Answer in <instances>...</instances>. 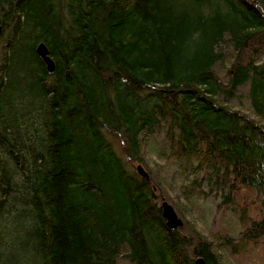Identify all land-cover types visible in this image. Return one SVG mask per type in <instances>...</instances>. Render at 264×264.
I'll return each mask as SVG.
<instances>
[{
    "label": "trees",
    "instance_id": "obj_1",
    "mask_svg": "<svg viewBox=\"0 0 264 264\" xmlns=\"http://www.w3.org/2000/svg\"><path fill=\"white\" fill-rule=\"evenodd\" d=\"M161 128L179 194L209 195L212 167L215 217L235 203L236 222L194 223V241L168 227L162 201H178L133 168ZM224 252L264 264V0H0V264Z\"/></svg>",
    "mask_w": 264,
    "mask_h": 264
},
{
    "label": "rangeland",
    "instance_id": "obj_2",
    "mask_svg": "<svg viewBox=\"0 0 264 264\" xmlns=\"http://www.w3.org/2000/svg\"><path fill=\"white\" fill-rule=\"evenodd\" d=\"M250 82L242 85L238 91V95L232 99L231 104L240 107L247 106L250 103ZM166 137L165 131L163 128L158 131L154 137L153 146L149 150V161L150 164H146L140 160H135L133 168L137 169L138 163H142L144 168L153 174L155 190L156 192H164L167 197L173 196L178 203L174 206L179 213L180 217H186L190 220L186 224L179 226L181 233L187 238L191 239L192 236L196 235L194 231V226L196 223L198 227L205 233L209 234L210 228L213 227V221L215 219L217 225L219 222L222 224H227L230 222H236L238 219V214L236 213L235 206L237 204H232L229 209H226L220 216L215 217V205L216 201L219 200L226 189H223V183L216 182L214 174L208 173L212 172V167L207 169L209 185H205L206 190L209 192V195L200 197L195 205L192 206L188 200L179 194L178 187L180 184L184 183V174L179 173L180 166L175 162H169L166 160ZM150 174V173H149ZM255 196L256 195L254 193ZM260 197V196H259ZM260 199H263L260 197ZM169 201V200H168ZM180 203V204H179ZM184 212V214H183ZM184 221V219H183ZM175 229V228H173ZM192 242L185 243L184 250L188 259L194 257L192 250ZM223 258L226 260L227 264H238L235 262L227 252H224ZM122 264H131L128 257H122Z\"/></svg>",
    "mask_w": 264,
    "mask_h": 264
},
{
    "label": "water",
    "instance_id": "obj_3",
    "mask_svg": "<svg viewBox=\"0 0 264 264\" xmlns=\"http://www.w3.org/2000/svg\"><path fill=\"white\" fill-rule=\"evenodd\" d=\"M37 51L47 63L48 69L53 72L55 70V61L49 53L48 45L44 41H40L37 46ZM137 170L143 177H149V172L144 168L143 164L139 163ZM162 212L169 228L176 229L184 224L183 218L179 216L174 205L167 199L162 201ZM196 264L208 263L202 256H199L196 258Z\"/></svg>",
    "mask_w": 264,
    "mask_h": 264
}]
</instances>
